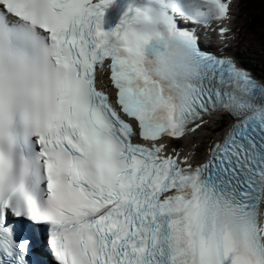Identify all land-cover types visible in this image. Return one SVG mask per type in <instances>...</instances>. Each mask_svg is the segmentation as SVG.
Segmentation results:
<instances>
[{
    "label": "snow or ice",
    "instance_id": "1",
    "mask_svg": "<svg viewBox=\"0 0 264 264\" xmlns=\"http://www.w3.org/2000/svg\"><path fill=\"white\" fill-rule=\"evenodd\" d=\"M230 3L0 0V264H264V76L197 31Z\"/></svg>",
    "mask_w": 264,
    "mask_h": 264
},
{
    "label": "bare ground",
    "instance_id": "2",
    "mask_svg": "<svg viewBox=\"0 0 264 264\" xmlns=\"http://www.w3.org/2000/svg\"><path fill=\"white\" fill-rule=\"evenodd\" d=\"M261 2V0H259ZM250 0H233V15L235 17V23L237 26L240 27L239 31L244 27L245 25V18L242 17V15L247 12V8L249 6ZM264 5V3H262ZM248 13V12H247ZM258 33H254L255 37H253V41L249 42V45L252 49H256V45L260 47L259 45L264 44V25L262 26ZM242 33L239 34L241 36ZM259 38V43L256 41V39ZM232 41H235L236 38H230ZM256 44V45H255ZM245 45H247L245 43ZM261 48V47H260ZM262 60V58H261ZM193 140V139H192ZM200 149H202L201 146H199Z\"/></svg>",
    "mask_w": 264,
    "mask_h": 264
},
{
    "label": "rangeland",
    "instance_id": "3",
    "mask_svg": "<svg viewBox=\"0 0 264 264\" xmlns=\"http://www.w3.org/2000/svg\"><path fill=\"white\" fill-rule=\"evenodd\" d=\"M250 2L253 4L252 6L256 9L257 11V15L256 18L259 20L261 27L264 25V5H262V3L259 0H250ZM261 27L259 29H261ZM263 28V27H262ZM245 31H243V33H245V36L247 38V40L249 41H253V33H250L249 31H247L246 28H244ZM244 41V40H243ZM256 41L259 43V39H256ZM242 42V41H241ZM260 47L256 46V50H257V54L261 59H259V65L262 67L263 71L262 73H264V44L259 45ZM264 76V75H263Z\"/></svg>",
    "mask_w": 264,
    "mask_h": 264
}]
</instances>
